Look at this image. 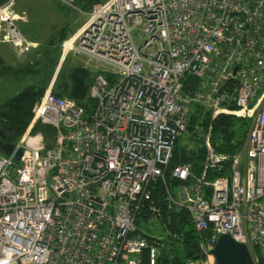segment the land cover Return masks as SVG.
<instances>
[{
    "label": "built area",
    "instance_id": "1",
    "mask_svg": "<svg viewBox=\"0 0 264 264\" xmlns=\"http://www.w3.org/2000/svg\"><path fill=\"white\" fill-rule=\"evenodd\" d=\"M57 1L82 13L76 0ZM14 2L0 4V43L21 57L32 46ZM86 14L14 151L0 153V264H157L161 238L140 226L160 227V186L163 202L186 210L203 235V257L183 264H213L222 234L264 264V0H105ZM70 52L106 68L88 86L87 110L52 91ZM189 75L199 83L185 96ZM192 102L211 122L237 117L244 139L218 151L210 123L200 174L177 165L172 186L166 172ZM36 123L51 133L34 132Z\"/></svg>",
    "mask_w": 264,
    "mask_h": 264
},
{
    "label": "trees",
    "instance_id": "2",
    "mask_svg": "<svg viewBox=\"0 0 264 264\" xmlns=\"http://www.w3.org/2000/svg\"><path fill=\"white\" fill-rule=\"evenodd\" d=\"M6 1L8 0H0V4ZM103 1L105 0H76V4L80 10L86 13L91 9L92 5ZM74 33L68 28L61 29L48 41V45L59 47L60 45L58 44L63 43ZM35 64H37L36 60L28 63L21 69H13L12 67L1 68L0 77L8 79L11 73L18 75L22 71L32 73V68ZM77 68L71 73L70 82L62 84L60 87L54 85L52 91L56 96L71 98L87 110L92 105V101L88 99L87 90L90 80L85 68ZM39 72L40 70H36L35 74ZM49 79L50 77L46 76L43 80L33 85L23 87L17 94L0 104V144L14 147L20 140L28 124L34 117L32 109L43 96L45 88L50 81ZM198 83L199 81L195 77L191 75L185 76L183 78V95H193L198 88ZM190 107V113L187 116L186 132L180 135V137L185 135L184 142L180 140V137L176 139L173 156L166 172V183H171L170 185L172 186L178 184V182L170 179V171L177 165L188 164L191 173L200 174L204 157L203 134L208 129L207 127L210 123L212 128L211 144L218 151L233 152L236 146L242 143L244 139L245 129L243 122L237 117L218 115L211 122L210 112L202 103L192 102ZM36 130H40L46 135L52 131L49 126L46 127L39 123H36L33 128L34 132ZM236 138V144H234L233 141ZM0 153L3 154L1 149ZM157 192L154 193L153 197L158 203H156V206L160 208V224L167 230V235L171 237L173 242H177L174 248L171 249L174 253L172 256L169 252L160 250L161 255L157 260V264H183L186 258L197 259L201 254L198 249L199 237L201 236L200 238H202L203 235L195 231L186 210L175 211L174 208L169 207V205L163 202L161 186L157 188ZM146 255L147 253L144 251L143 257L146 258Z\"/></svg>",
    "mask_w": 264,
    "mask_h": 264
},
{
    "label": "rangeland",
    "instance_id": "3",
    "mask_svg": "<svg viewBox=\"0 0 264 264\" xmlns=\"http://www.w3.org/2000/svg\"><path fill=\"white\" fill-rule=\"evenodd\" d=\"M45 1L15 0L14 2V11L19 15L25 14L28 10L32 13L30 20L29 15L25 14L28 17V22L26 24L21 22L16 24L23 36L32 46V50L30 53L19 57L12 47H1L6 49L9 54L11 53L10 59L9 57L7 59L9 62L12 59L21 64V66H24L26 63L28 64L31 61L34 62L36 60L37 64L32 68V73H26L25 71L18 73V75L11 73V75L8 76V79L3 78L0 80V104L17 94V92L22 90L23 87L33 85L34 83L43 80L46 76H48V78L50 77L49 80L51 81V78L54 75L55 66L59 60L62 43L58 44L60 45L59 47H51L48 45V41L61 29L68 28L71 32H75L86 22L87 14L73 11L65 5H55L54 0ZM26 7L27 9H24ZM23 10L25 11L22 12ZM144 36V32L140 29H135L133 31V42L137 46L142 45ZM77 67L85 68L87 70L90 82L95 79L94 77L97 74L106 70L102 65L95 63L93 59L81 54L76 55L75 53L70 52L66 54L65 59L59 67L61 70L56 77L55 85L60 87L62 84L70 82V75L75 69H78ZM36 70H40V72L35 74ZM184 136L185 135L180 137L182 142H184ZM161 227V224L160 227H157L155 224H144L140 226V229L142 231L148 230L151 235L153 234L154 236L161 238V241H163V247L161 250L169 252L172 256L174 253L171 249L174 248V245L177 242H173L171 237L167 235V230L164 228L161 230Z\"/></svg>",
    "mask_w": 264,
    "mask_h": 264
},
{
    "label": "water",
    "instance_id": "4",
    "mask_svg": "<svg viewBox=\"0 0 264 264\" xmlns=\"http://www.w3.org/2000/svg\"><path fill=\"white\" fill-rule=\"evenodd\" d=\"M3 154L10 155L14 151L13 146L0 144ZM21 150L15 153L14 159L20 160ZM213 264H254L250 258L248 248L242 243L234 241L230 235L222 234L218 236L215 246L209 251ZM200 257H203L201 255Z\"/></svg>",
    "mask_w": 264,
    "mask_h": 264
},
{
    "label": "crops",
    "instance_id": "5",
    "mask_svg": "<svg viewBox=\"0 0 264 264\" xmlns=\"http://www.w3.org/2000/svg\"><path fill=\"white\" fill-rule=\"evenodd\" d=\"M45 1V0H44ZM46 2V1H45ZM54 3H55V5L57 4V5H59V6H64L61 2H58L57 0H54ZM66 6V5H65ZM24 9H27V7L26 8H24ZM25 10H23L22 12H24ZM82 11V10H81ZM79 13H81V12H79ZM18 14V13H17ZM25 14H27V15H29V20H30V18L32 17V13H30V11L28 10L27 12H25ZM81 14H86L85 12H83L82 11V13ZM76 32V31H75ZM1 46H7V47H11V46H8V45H5V44H1L0 43V60H2L1 62H0V70H1V68H5V67H12V68H19V67H22V68H24V66H21V64H19L18 62H16V61H13L12 59L10 60V62L7 60L8 59V57H9V59H10V54H9V52L6 50V49H3ZM32 62V61H31ZM30 62V63H31ZM10 63V64H9ZM26 65H27V63H26ZM57 67V66H56ZM19 69H21V68H19ZM1 72V71H0ZM4 74H6V73H4ZM7 75V74H6ZM5 78V77H4ZM1 79H3V78H1L0 77V80ZM1 82V81H0Z\"/></svg>",
    "mask_w": 264,
    "mask_h": 264
}]
</instances>
